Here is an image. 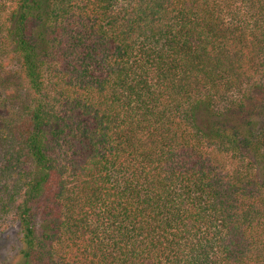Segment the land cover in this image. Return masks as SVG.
<instances>
[{
    "label": "trees",
    "instance_id": "trees-1",
    "mask_svg": "<svg viewBox=\"0 0 264 264\" xmlns=\"http://www.w3.org/2000/svg\"><path fill=\"white\" fill-rule=\"evenodd\" d=\"M0 264H264V0H0Z\"/></svg>",
    "mask_w": 264,
    "mask_h": 264
}]
</instances>
